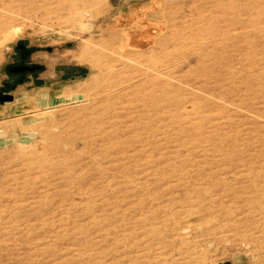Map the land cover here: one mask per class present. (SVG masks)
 <instances>
[{"label": "rangeland", "instance_id": "obj_1", "mask_svg": "<svg viewBox=\"0 0 264 264\" xmlns=\"http://www.w3.org/2000/svg\"><path fill=\"white\" fill-rule=\"evenodd\" d=\"M120 11L0 0V264H264V0Z\"/></svg>", "mask_w": 264, "mask_h": 264}, {"label": "crops", "instance_id": "obj_2", "mask_svg": "<svg viewBox=\"0 0 264 264\" xmlns=\"http://www.w3.org/2000/svg\"><path fill=\"white\" fill-rule=\"evenodd\" d=\"M153 2L154 0H118V9L124 8V11L119 12L114 24L120 31L133 32L138 40V47L142 45V40L137 34L141 28L142 16L151 8Z\"/></svg>", "mask_w": 264, "mask_h": 264}, {"label": "water", "instance_id": "obj_3", "mask_svg": "<svg viewBox=\"0 0 264 264\" xmlns=\"http://www.w3.org/2000/svg\"><path fill=\"white\" fill-rule=\"evenodd\" d=\"M8 101H12V97H8Z\"/></svg>", "mask_w": 264, "mask_h": 264}]
</instances>
